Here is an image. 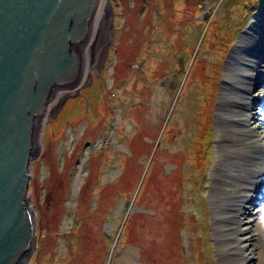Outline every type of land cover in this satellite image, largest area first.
Returning a JSON list of instances; mask_svg holds the SVG:
<instances>
[{
  "label": "rangeland",
  "instance_id": "1",
  "mask_svg": "<svg viewBox=\"0 0 264 264\" xmlns=\"http://www.w3.org/2000/svg\"><path fill=\"white\" fill-rule=\"evenodd\" d=\"M101 1L100 38L112 41L101 96L89 112L67 103L52 117L56 100L36 133L29 264H224L208 193L213 116L228 59L245 34L264 30V0ZM254 106L264 116V105ZM199 130L201 169L187 150ZM192 171L193 180L183 174ZM259 235L244 241L254 252L264 248V228ZM240 263L264 264V256Z\"/></svg>",
  "mask_w": 264,
  "mask_h": 264
},
{
  "label": "water",
  "instance_id": "2",
  "mask_svg": "<svg viewBox=\"0 0 264 264\" xmlns=\"http://www.w3.org/2000/svg\"><path fill=\"white\" fill-rule=\"evenodd\" d=\"M101 0H0V264H29L36 217L28 164L53 84L77 78L82 41Z\"/></svg>",
  "mask_w": 264,
  "mask_h": 264
},
{
  "label": "bare ground",
  "instance_id": "3",
  "mask_svg": "<svg viewBox=\"0 0 264 264\" xmlns=\"http://www.w3.org/2000/svg\"><path fill=\"white\" fill-rule=\"evenodd\" d=\"M103 11L104 6L94 20L97 27ZM259 15L263 20L264 9ZM223 80L213 116L216 145L214 163L207 176L208 193L213 210V229L224 264H241L243 259L264 256V248L254 252L255 247L244 242L251 239L256 243L264 228V116L254 106V103L264 105L263 27L257 32L249 31L240 40L235 54L228 59ZM257 86V93L252 94ZM203 136L199 130L197 141L187 147L189 159L200 169L205 154L200 146ZM181 151L186 156V149ZM183 174L194 178V171ZM183 174L175 181L180 189L187 177ZM260 192H263L261 206H254L256 198L253 195ZM245 219L252 228L242 226Z\"/></svg>",
  "mask_w": 264,
  "mask_h": 264
},
{
  "label": "flooded vegetation",
  "instance_id": "4",
  "mask_svg": "<svg viewBox=\"0 0 264 264\" xmlns=\"http://www.w3.org/2000/svg\"><path fill=\"white\" fill-rule=\"evenodd\" d=\"M102 21L94 25L92 21L89 26L86 36L82 41L72 44L74 50L78 52L80 56V67L77 78L70 82H64L62 84H53L50 89L51 101L48 104L59 101L56 109L52 113V117L62 109L64 105H69L70 110L80 102H84L85 110L89 112V105L93 101H96L94 95L103 88V68L105 67L106 55L108 49L112 43L111 35L104 43L101 40V27ZM97 27V32L93 30ZM111 26V25H110ZM99 88V89H98ZM98 89V90H97ZM60 93L62 96L59 98ZM99 96V95H98ZM88 105V106H87ZM86 112V111H85ZM36 252V251H35Z\"/></svg>",
  "mask_w": 264,
  "mask_h": 264
},
{
  "label": "trees",
  "instance_id": "5",
  "mask_svg": "<svg viewBox=\"0 0 264 264\" xmlns=\"http://www.w3.org/2000/svg\"><path fill=\"white\" fill-rule=\"evenodd\" d=\"M100 96H101V95H100ZM100 96H99V97H100ZM36 253H37V250H36V252L34 253V258H35V256L37 255ZM35 254H36V255H35ZM32 261H33V260H32Z\"/></svg>",
  "mask_w": 264,
  "mask_h": 264
}]
</instances>
